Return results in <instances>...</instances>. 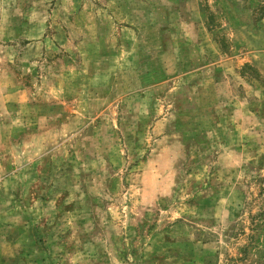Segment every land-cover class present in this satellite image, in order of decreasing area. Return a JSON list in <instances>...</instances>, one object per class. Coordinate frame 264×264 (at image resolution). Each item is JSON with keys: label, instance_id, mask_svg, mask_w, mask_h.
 Segmentation results:
<instances>
[{"label": "rangeland", "instance_id": "rangeland-1", "mask_svg": "<svg viewBox=\"0 0 264 264\" xmlns=\"http://www.w3.org/2000/svg\"><path fill=\"white\" fill-rule=\"evenodd\" d=\"M262 29L264 0H0V264H264Z\"/></svg>", "mask_w": 264, "mask_h": 264}, {"label": "crops", "instance_id": "crops-1", "mask_svg": "<svg viewBox=\"0 0 264 264\" xmlns=\"http://www.w3.org/2000/svg\"><path fill=\"white\" fill-rule=\"evenodd\" d=\"M263 32V33H262ZM263 35V36H262ZM262 37V38H261ZM264 29H262L260 31V33L256 34V36L254 35L253 37H251L249 40H246L247 43H251L252 45L256 46L255 45V41L256 40H259L260 42H263L264 43Z\"/></svg>", "mask_w": 264, "mask_h": 264}]
</instances>
